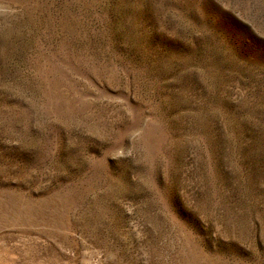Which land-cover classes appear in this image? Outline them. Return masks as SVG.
I'll use <instances>...</instances> for the list:
<instances>
[{
	"label": "rangeland",
	"instance_id": "1",
	"mask_svg": "<svg viewBox=\"0 0 264 264\" xmlns=\"http://www.w3.org/2000/svg\"><path fill=\"white\" fill-rule=\"evenodd\" d=\"M0 264H264V0H0Z\"/></svg>",
	"mask_w": 264,
	"mask_h": 264
}]
</instances>
